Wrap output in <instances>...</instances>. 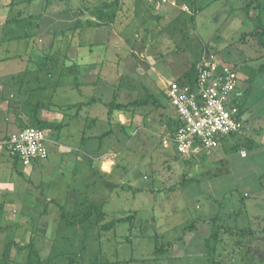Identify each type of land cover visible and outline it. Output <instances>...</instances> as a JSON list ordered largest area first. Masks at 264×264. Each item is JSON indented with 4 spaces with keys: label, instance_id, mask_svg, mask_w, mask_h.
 Returning a JSON list of instances; mask_svg holds the SVG:
<instances>
[{
    "label": "rangeland",
    "instance_id": "1",
    "mask_svg": "<svg viewBox=\"0 0 264 264\" xmlns=\"http://www.w3.org/2000/svg\"><path fill=\"white\" fill-rule=\"evenodd\" d=\"M113 1L0 0V83L4 88L0 142L31 124L26 112L30 101H58L63 95L69 102L86 99V93L77 92L75 86L56 91L46 85V90L36 91L28 102L23 97L26 93L11 86L12 80L15 84L29 77L25 70L41 79L66 78L65 84H75L73 78L86 57L94 65L81 68L96 70L105 65L121 70L138 98L143 99L146 92L151 95L155 84L160 85L162 90L157 93L163 101L157 108L150 99L144 109L150 116L148 126L156 134L133 133L129 152L114 158L116 167H131V184L125 183L131 188L125 191L109 186L111 178L90 179L73 173L81 153L66 132L62 139L72 142L61 141L66 153L48 143L49 158L34 161L33 175L0 145L1 175L18 187L13 205L0 204V258L9 239L25 245L24 249L11 248L8 264H70V258L76 260L74 264H205L204 239L211 231L210 217L238 212L242 201L249 212H264V200L253 203L251 210L252 196L242 197V189H233L234 182L226 174L221 178L208 173L210 168L215 170L209 154L201 152L190 158L176 154L171 141L175 113L163 92L164 81H159L182 75L206 54L237 64L240 77H247V71L255 66L249 57L259 47L253 38L241 36L255 28L259 16L264 21V0H177L175 5L168 0H118L115 23L85 27L76 37L78 42L66 50V40L60 41L63 34L58 32L73 29L77 19L85 23L92 18L88 9ZM185 4L189 9L184 11ZM66 51L77 68L67 61L64 67L49 69L52 52L62 63ZM48 70L51 76H46ZM84 163L89 164L87 160ZM51 200L62 204L75 219L84 216L90 203L106 212L104 222L131 218L105 231L93 213L82 228L70 231ZM84 232L87 248L82 249L79 237ZM239 238L223 234L219 246L222 264H264L246 253L249 244L263 249L264 242L257 245L254 238L245 237L242 244ZM0 264L7 263L0 259Z\"/></svg>",
    "mask_w": 264,
    "mask_h": 264
},
{
    "label": "crops",
    "instance_id": "2",
    "mask_svg": "<svg viewBox=\"0 0 264 264\" xmlns=\"http://www.w3.org/2000/svg\"><path fill=\"white\" fill-rule=\"evenodd\" d=\"M258 47L259 49H255L256 54L249 57L250 60L255 63V66L250 72L247 71L248 76L240 77L238 73L239 79L236 100L241 106V113H239L241 114L240 131L220 140L221 142L216 148L208 152H203L209 154L212 160L210 164H215V170L213 171L210 168L208 173L213 175L219 174L221 178L223 176L225 177L226 174V178L234 182L233 189H242V197L252 196L253 200L249 205L251 210L254 209L253 203L258 205L261 200H264V51L262 50L264 47H260L259 45ZM88 65H94V62L89 61L86 57L83 58L80 64V70L76 72V76H74L75 79L73 78L75 84H65L66 78L62 80L58 78H50L49 80L41 79L34 76V73L25 70L26 76L29 77L15 84L13 82L15 80H12L11 86L13 90L16 89L18 91L19 89L20 93H26V95L22 94L24 99L26 98L25 100H28L29 97L32 98L36 91L46 90L47 87H50L49 89L54 87L56 91H67L65 87L70 85L71 87L75 86L74 89L77 92L81 94L86 93V99H80L78 102H69L65 99L63 94V96H60L61 100L44 101L46 102V108L41 111V116L50 122L65 124L60 130H48L47 142L51 143L53 146L59 147L60 153H66V151L63 150L65 146H60L61 141L72 143L70 140L62 139L63 132H66L68 138L73 141V147L77 152L81 153L77 154L79 166L75 167L73 173H78L81 177L84 174L87 178L91 176L90 179H92L93 176V178L97 176L100 178H111L112 180L109 181V186H113V188L116 189L122 188V191H125V189L131 188L129 185H125L126 182L131 184L128 182L131 178L129 174L131 167L130 169L129 167L126 168L125 165H123L122 168L120 165L116 167L114 158L118 156L124 157L126 153L129 152L130 147L128 142L133 133L143 131V133L146 134H156V132L152 130V127L150 128L148 126V124L150 125V116L144 113V109H146L145 107L147 106L139 108L134 112L114 111L111 117H109V111L100 100L93 105L84 104L79 111L78 108L67 110L66 107L72 105V103L87 102L92 97L104 101L114 100L122 102H128L140 97L136 96L132 91L130 83L125 78L126 74H123L121 70L118 71L117 69H112L110 66L106 67L105 65H100L99 69L96 70L81 68V66ZM233 65L236 67L237 72H239L237 64ZM16 74L12 75L16 76ZM48 75L51 76L50 70L47 71L46 76ZM60 75L61 74H59V76ZM161 79H159V81L161 83L164 81V85L166 86L169 78ZM18 85L19 87L16 88ZM46 85L47 87H45ZM3 90L4 88L1 82L0 95ZM160 90H162V87L155 84L154 89L150 91H152L151 94L155 95L158 104H163V101L157 93ZM164 91L165 87L163 92ZM146 94L147 92L144 93L145 97ZM150 99L153 98L151 97ZM29 101L30 100H28V102ZM106 132L108 134L104 135ZM102 135L104 136L101 139L100 136ZM6 149L8 151V148ZM48 149L50 152L49 146ZM241 151H245L246 155H241ZM1 152L0 150V153ZM1 157L2 156H0V204H6L8 207V205L14 204L13 197L18 192V187H16L15 184L13 186V182H8L7 178L1 175L3 163ZM202 157L209 158L208 156ZM86 160L89 164L84 163ZM34 165L35 162L28 168H24L28 173L32 172L33 175L34 171L32 170L35 168ZM221 166L225 171L221 170ZM118 170H122V173L119 174L117 172ZM114 178H117V180L115 181ZM262 203H264V201ZM240 205L241 207L237 210L238 212H228L225 216L219 214L222 217V222L219 220L220 224L224 223L225 227L229 228L234 222L237 228H251L256 238L264 237V212H249L246 203L243 204V201ZM231 215H233V218H231ZM236 217H238L239 220ZM209 225H211L210 220ZM260 238H257L258 240L255 241L258 242L257 245H259L260 242H264V240ZM169 248L170 246L168 249ZM257 250H261L260 246ZM204 255L206 259V252H204Z\"/></svg>",
    "mask_w": 264,
    "mask_h": 264
},
{
    "label": "built area",
    "instance_id": "3",
    "mask_svg": "<svg viewBox=\"0 0 264 264\" xmlns=\"http://www.w3.org/2000/svg\"><path fill=\"white\" fill-rule=\"evenodd\" d=\"M172 5L177 0H168ZM183 9L188 10L185 4ZM238 72L233 64L204 55L197 64L194 84L176 78L167 81L165 97L175 112L176 130L171 141L176 152L185 158L210 151L223 138L241 129L239 106L236 100ZM47 131L28 126L15 131L0 145L16 154L24 167L49 156ZM245 156L246 152L241 151Z\"/></svg>",
    "mask_w": 264,
    "mask_h": 264
},
{
    "label": "trees",
    "instance_id": "4",
    "mask_svg": "<svg viewBox=\"0 0 264 264\" xmlns=\"http://www.w3.org/2000/svg\"><path fill=\"white\" fill-rule=\"evenodd\" d=\"M256 1L260 2V0H256ZM118 8H119L118 0H114L111 3H108V2L102 3L101 5H98V6L91 8V9H88V10H90L92 18L87 19L85 23H83L81 20L77 19V22L75 23L73 29L70 28V29H66L65 31L61 30L60 32H58V35L63 34V35L59 36V37H61L60 41L64 38L66 40V42H65L66 50H69L70 48L73 47L72 43L77 41L76 40L77 35H79L80 30H83L85 27L98 28V27L104 26L105 24H108V23H110V24L115 23L116 19H117ZM68 32L71 33L70 36H67ZM241 37H242V39L244 37L247 39L249 37H251L254 40H256V43L260 47H264V21L260 18V16L257 19V23L255 25V28L252 31L243 33V35ZM53 56H54V52H52V57L48 58L49 61L51 62V65H48L49 69L55 68L57 66L64 67L63 64L67 63V61H70L69 57L67 56V51L63 55L64 61L62 63H59L57 60H55L53 58ZM56 59H58V58H56ZM199 61H200V59H199ZM199 61L196 60V61L192 62L190 64V66L183 72L182 75L176 77V80H178L182 83L187 82L189 84H194L196 81V77H197V64ZM70 63L75 68H77L78 64L76 62L70 61ZM151 97L153 98L152 99L153 105L157 108L160 107V104H158V102L156 101L157 99H156L155 95L147 94L146 97H144L143 99L136 98V99H132L128 102L114 101V100L104 101L102 99H97L95 97H92L87 102L72 104V105L67 106L66 108H67V110L73 109V108H78V111H79L83 107L84 104L93 105L100 100L102 102V104L105 105V107L109 111V113H108L109 117H111V114L114 111L134 112V111H137L139 108H142L144 106H148ZM238 106H239V109H238L239 113H241L240 104H238ZM44 108H46V102L41 101V100H39L35 103H31V102L28 103L27 110H26L27 118H28L27 123H31V124L23 126L19 130L24 129V128L31 126V125L33 127L44 129L45 131L60 130L62 127L65 126V124L53 123V122L48 121L46 118L42 117L40 113ZM240 116H241V114H239V118H240ZM176 126H177L176 120L174 118H172V125H171L172 134L175 132ZM107 134H108L107 132L104 133V135H107ZM234 134H232V135H234ZM104 135L100 136V138L102 139ZM7 137H8V135L5 136L4 139H6ZM12 156L15 159L16 164L21 163L16 154H12ZM108 184H110V183L108 182ZM51 202L54 205H57L59 207V209L62 213V215H61L62 221L64 222L65 225H67L69 227L70 231L75 230L79 227L82 228L81 225H84L85 222L89 220V218L92 216L93 213H95L97 215V223L100 224L101 229L105 230V231H110L111 229H114L116 223H122V222H125L127 220H130V218H131L129 216L128 217H121L118 219H112V220L104 222V219L106 217V212H104L99 206H97V204L90 203L87 206L88 210L85 212L84 216L80 219H75L77 217L76 216L72 217V214L69 213L70 211L68 209H66L58 201L51 200ZM231 218H233V215H231ZM219 220L222 222V217L219 214H214L210 219L211 231L208 234V236L204 239V245H205V249H206V251H205L206 252L205 264H222L221 259L219 257V255H221L222 252L219 251V246H221L224 242L223 234L227 233V234L234 236L236 238L240 237L238 239L239 240L238 243H242V244H244L243 241L241 242L242 238L251 237V238H254L255 240H258L257 238H260V237H257V238L255 237V234H253L254 231L253 230L251 231V228H248V229L237 228L233 221H232L233 225H231V227L228 228V227H225L224 223L220 224ZM65 236H67V235H65ZM86 236H87V234H85V232H84V235H82V237L81 236L79 237L80 245H81L80 248H82V249L84 247H86V239H85ZM260 239L264 240V237H261ZM14 246L15 247L17 246L18 249H24L25 248V245L18 243L14 238L9 239L5 244V247H4V250L2 253V258H0L1 260L4 261V263L5 262L7 264L9 263L11 248ZM169 246H170V243H168L167 247H169ZM71 247L74 248V245H71ZM163 248H164V246L161 247V250ZM257 248L258 247H253L249 244L246 248V253L251 254L252 256L255 255V256L259 257L260 260L264 261V248L259 250V251H257ZM73 262H76V260L74 258H70V264H74ZM77 264H79V262H77ZM104 264H112V263L107 262Z\"/></svg>",
    "mask_w": 264,
    "mask_h": 264
}]
</instances>
